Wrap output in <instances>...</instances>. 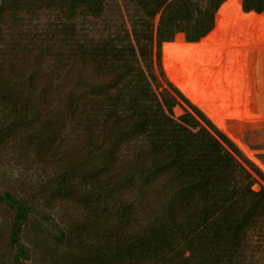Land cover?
Segmentation results:
<instances>
[{"label": "trees", "instance_id": "trees-1", "mask_svg": "<svg viewBox=\"0 0 264 264\" xmlns=\"http://www.w3.org/2000/svg\"><path fill=\"white\" fill-rule=\"evenodd\" d=\"M132 1L143 15L139 23L145 42L140 44L134 33L143 60L151 56V21L158 13V46L177 36L188 43L218 39L215 13L224 0H207L204 9L197 0ZM104 5L105 0H0V42L5 21H15L22 13L35 17L41 11H56L69 20L81 11L99 17ZM263 5L264 0H241L245 12L259 13ZM74 51L68 57L53 53L55 65L81 63L106 78L86 85L87 95L64 100L65 113L82 134L83 151L79 161L59 169L48 183L54 199L70 200L98 218L85 229L94 233L97 244L75 245L82 248L75 264H245L240 250L264 215V188L252 189L255 177L237 159L232 143L199 113L205 127L190 113L174 118L175 99L155 94L148 80L154 77L138 66L133 46L104 39L75 44ZM6 64L5 74L0 65V105L11 111L13 119L0 129V151L36 127L46 134L38 146L55 150L62 134L60 119L50 118L51 112L42 115L43 96L34 100L25 92L12 60ZM219 91L217 112L264 104V89L259 99L253 94L245 97L239 85ZM251 111L247 117L264 116V106ZM219 116L237 118L230 113ZM126 147H132L128 159L123 155ZM256 176L264 180L258 172ZM131 193L150 196L159 210L142 218L134 201H124ZM0 203L16 212L11 241L17 245L29 212L26 203L9 192L0 193ZM141 221L145 224L136 228ZM61 236L53 238L59 241Z\"/></svg>", "mask_w": 264, "mask_h": 264}, {"label": "rangeland", "instance_id": "rangeland-1", "mask_svg": "<svg viewBox=\"0 0 264 264\" xmlns=\"http://www.w3.org/2000/svg\"><path fill=\"white\" fill-rule=\"evenodd\" d=\"M197 1L204 9L207 0ZM142 16L132 0H105L104 11L99 17L81 11L67 20L56 11H41L35 17L22 13L15 21H5L0 42L3 73L9 71L6 62L11 59L15 73L24 83V91L30 92L36 101L43 96L40 111L42 115L51 112L50 118L60 119L62 134L54 144L55 150H42L38 140L46 134L36 127L17 135L0 151V193L9 192L15 199L25 202L29 211L16 245L11 241L16 212L0 203V264H75L82 250L75 245L97 244L94 233H85V229L98 218L90 217L70 200L54 199L48 187L58 170L73 166L83 151L82 134L65 113L64 100L69 95H87L86 85L106 80L81 63L55 65L53 53L71 56L75 44L89 45L106 39L114 40L118 46H133L138 66L147 76L154 77L148 80L155 94L167 93L175 99L173 117L190 113L205 127L199 113L232 143L237 159L255 177L252 189L264 188V180L256 176L258 172L264 178V172L235 145L231 130L241 124L238 120L227 119L231 117L216 116L223 110L217 112L220 100L215 97V92L233 90L239 85L245 97L253 94L259 99L264 89V26L257 31L255 21L248 22L250 15L241 12V0H224L215 13L214 25L219 31L216 42L188 43L177 36L158 46L155 39L158 13L151 21L153 42L150 59L146 61L136 51L138 43L134 37L135 32L140 36L144 30L139 23ZM139 38L140 44L145 42L141 36ZM214 116L219 126L210 119ZM12 119L11 111L0 105V129ZM256 137L246 136L245 146L264 165V136ZM123 152L128 159L132 147H126ZM145 196L131 193L124 197L125 202L137 204V211L144 219L160 207L150 196ZM142 222L136 228L145 224ZM59 233H62L60 240H54ZM75 233L78 237L72 235ZM240 251V259L245 264H264V215L248 232Z\"/></svg>", "mask_w": 264, "mask_h": 264}, {"label": "bare ground", "instance_id": "bare-ground-1", "mask_svg": "<svg viewBox=\"0 0 264 264\" xmlns=\"http://www.w3.org/2000/svg\"><path fill=\"white\" fill-rule=\"evenodd\" d=\"M264 106V105H262ZM261 108V106H256V107H251V108H247V109H243V110H223L221 112V114L224 113H230L231 115H234L237 118H227V119H235V120H239L237 122H240L241 126L239 128L233 129L231 131H234V135H235V145L237 147H239V149H241V151L252 161H254L259 168L264 172V165H262L258 160L255 159V157L253 156L252 152L247 149V147L245 146V139L246 136H250V138L258 136V137H263L264 136V116L263 115H259L256 117H247L246 115L248 114L249 111L253 112L254 109H258ZM262 112V111H260ZM221 114H218L216 116H219ZM215 124L218 125V121L217 118L211 117L210 118ZM228 121L225 122V127L227 128L228 126ZM219 126V125H218ZM256 137V138H258ZM262 140V139H261ZM257 142V141H256ZM256 154V153H255Z\"/></svg>", "mask_w": 264, "mask_h": 264}, {"label": "water", "instance_id": "water-1", "mask_svg": "<svg viewBox=\"0 0 264 264\" xmlns=\"http://www.w3.org/2000/svg\"><path fill=\"white\" fill-rule=\"evenodd\" d=\"M241 12L243 14H246V15H250L249 19H248V22L250 21V19H253L256 23V29L258 31L259 27L260 26H264V5H263V8H262V11L261 12H255V11H243L241 10ZM257 38V37H256Z\"/></svg>", "mask_w": 264, "mask_h": 264}]
</instances>
